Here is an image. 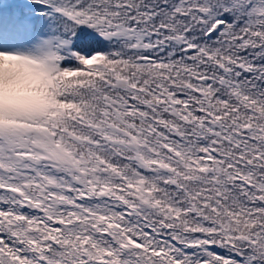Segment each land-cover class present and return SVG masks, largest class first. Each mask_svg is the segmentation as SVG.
<instances>
[{"label": "snow or ice", "instance_id": "1", "mask_svg": "<svg viewBox=\"0 0 264 264\" xmlns=\"http://www.w3.org/2000/svg\"><path fill=\"white\" fill-rule=\"evenodd\" d=\"M0 264H264V0H0Z\"/></svg>", "mask_w": 264, "mask_h": 264}]
</instances>
